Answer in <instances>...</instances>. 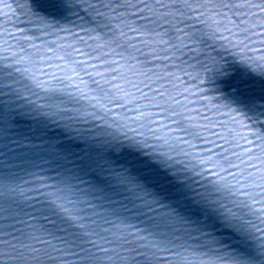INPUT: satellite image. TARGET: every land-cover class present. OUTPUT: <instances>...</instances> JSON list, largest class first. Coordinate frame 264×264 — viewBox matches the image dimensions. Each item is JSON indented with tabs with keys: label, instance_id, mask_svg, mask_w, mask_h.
<instances>
[{
	"label": "snow or ice",
	"instance_id": "6c2138e0",
	"mask_svg": "<svg viewBox=\"0 0 264 264\" xmlns=\"http://www.w3.org/2000/svg\"><path fill=\"white\" fill-rule=\"evenodd\" d=\"M0 8V264H264V0Z\"/></svg>",
	"mask_w": 264,
	"mask_h": 264
},
{
	"label": "water",
	"instance_id": "95a60500",
	"mask_svg": "<svg viewBox=\"0 0 264 264\" xmlns=\"http://www.w3.org/2000/svg\"><path fill=\"white\" fill-rule=\"evenodd\" d=\"M2 12H4V9L0 8V13H2ZM14 12H15V9H13V14H14ZM2 19H3V16H0V20H2ZM13 26L14 27H22L23 25L22 24H15V22L13 21ZM0 27H2V25H0ZM45 128H46V133H47L46 138H48V139L59 141L61 136L66 135V133H64L63 129L58 127L54 123L47 124L45 126ZM60 142L61 143H67L68 141H60ZM73 143H75V142L73 141Z\"/></svg>",
	"mask_w": 264,
	"mask_h": 264
}]
</instances>
